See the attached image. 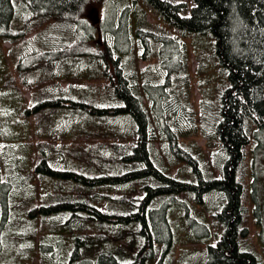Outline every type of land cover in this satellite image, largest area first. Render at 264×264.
I'll return each instance as SVG.
<instances>
[{
    "label": "trees",
    "instance_id": "16d2710c",
    "mask_svg": "<svg viewBox=\"0 0 264 264\" xmlns=\"http://www.w3.org/2000/svg\"><path fill=\"white\" fill-rule=\"evenodd\" d=\"M21 1L29 11V16L26 17L28 26L16 32L13 29L16 16L14 2L0 0V39L5 43L18 37L26 40L28 30L33 28L38 30L35 38H39L40 33H44V36L47 34L42 40L45 56L41 60L45 62L32 67L33 71L40 70L43 73L42 80H45L46 73H50V81L67 80L72 74L70 71L77 67L78 60L91 58L90 62H95V66L97 64L99 67V73L108 78L117 103L99 104L87 89L82 93L73 88V94L68 96V88L51 85L49 91L45 90L46 94L42 91L41 99L46 101L35 111L28 109L27 113L33 115L43 109H52L60 112L70 110L73 118L83 114L91 119L130 117L137 129L135 145L127 153L124 152L125 148L114 146L115 153L119 154V162L140 165V168L128 172L98 175V172L84 174L56 169L50 165L54 148L47 142L40 147L42 153H50L36 167L40 176H46L50 181L60 180L63 184L73 182L88 190L80 197H66V201L72 199L74 202L66 203V210L84 213L80 229L85 234L77 238L78 244L73 253L74 261L79 257L83 262L75 261L77 263L72 264H171L170 257L176 249V235L171 227L170 206L175 202L183 204L178 200L180 195L193 192H197V200L203 202V195L215 188L222 192L225 199V203H220V198L217 200V208L223 209L214 215L216 221L224 226V235L217 245L204 247L201 264H264V245L256 243V236L260 237L257 225L264 215L258 209L248 207L252 199L258 202L259 194L255 182H249L250 168L245 163L248 146L253 142L251 129L259 126L264 130V0H191V8L186 3L169 0H144L149 9L160 13L162 19L177 29L189 33L211 34L216 40L219 62L228 70L232 82L222 94L220 119L216 126L220 145L227 155L221 167L222 179L206 178L203 174L199 160L202 158L201 147L195 145L198 153L196 157L182 144L181 140L188 133H199L200 126L197 121L194 124L193 112L181 106L180 112L174 116L171 104H162L161 110L166 115L157 116L153 111L154 105L157 106L156 100L148 94L145 98L142 97L139 84L134 82L125 69L121 54L128 53L129 50H124L118 44L114 45L108 35L110 29L104 21L91 23L87 18L89 9H94L93 12L96 13L100 7L111 6L121 13V21L128 22L131 12L138 6V0ZM187 12L188 15H185ZM147 16L148 12L144 11L143 27L136 30L137 37H142L143 42L149 43L144 58L148 59V54L154 52L159 57L160 64L165 65L166 55L159 50L158 42L174 43L177 38L169 37L156 22H148ZM47 24L50 25L46 28ZM96 31L102 37L101 44L94 42ZM146 36L152 39L148 41ZM200 67L201 64L196 71ZM23 80L29 87L35 84L28 82L27 78ZM74 91L79 93L77 97ZM202 101L203 99L200 106ZM150 109L153 111L152 118ZM40 114L44 115L43 111ZM201 131L205 132L203 128ZM157 141L162 143L165 150L159 158L164 165L153 152V145ZM181 165L190 167L191 171L184 167L177 170ZM171 168L177 170L174 176L166 172V169L170 171ZM146 179L154 180L157 185L142 188L145 196L138 206H132V201L124 198L118 200L122 208L117 212L102 211L98 207V194H93L95 189L123 188ZM193 179H197L199 183H195ZM252 185V190L249 191L248 187ZM14 188L12 183L4 180L0 168V242L2 230L11 213V200L16 192ZM161 196H170V199L161 207L153 208L155 199ZM73 216L70 222L77 223V226L80 215ZM156 217H160L158 222ZM87 224L98 228L112 224L122 231L125 227H139L137 234L141 236V240L136 246L132 245L135 251L132 257L125 250L107 249V238H102L99 234L98 242L92 247L91 239L98 235H88L85 229ZM201 228L209 234L205 225H201ZM158 251L162 255L156 261ZM91 254H95V260L89 257ZM185 257L186 254L183 255V260Z\"/></svg>",
    "mask_w": 264,
    "mask_h": 264
},
{
    "label": "rangeland",
    "instance_id": "374dc122",
    "mask_svg": "<svg viewBox=\"0 0 264 264\" xmlns=\"http://www.w3.org/2000/svg\"><path fill=\"white\" fill-rule=\"evenodd\" d=\"M169 1L186 3L189 8L193 6L191 0ZM13 2L16 7L13 29L18 32L28 26L26 17L29 16V11L21 0ZM116 9L111 6L100 7L96 13L93 12L94 9H89L87 18L91 23L104 21L110 29L108 35L114 45L118 44L124 50H129L128 53L121 54L125 69L134 82L139 84L141 96L145 98L148 94L156 100L157 106L154 105L153 111L157 116L166 115L161 110L162 104H171L174 116L180 112L181 106L193 112L194 124L197 121L200 126L199 133H188L184 139L181 137L182 144L196 157L198 153L195 145L201 147L202 158L199 160L203 174L206 178L222 179L221 167L227 155L220 145L216 126L220 119L222 94L232 82L228 70L219 62L214 36L177 29L162 19L160 13L149 9L144 0H138V6L131 12L128 22L121 21V13L116 12ZM144 11L148 12V22H156L169 37L177 38L174 43L158 42L159 50L166 55L165 65L160 64L159 57L154 52L148 54V59L144 58L149 43L143 42L142 37L136 35V30L143 27ZM37 32L35 28L28 30L26 40L18 37L5 43L0 39V168L4 180L16 188L11 200V213L2 230L0 264L83 262L79 257L74 261L73 253L78 244L77 238L85 234L80 229L84 213L66 210L65 204L74 203L72 199L66 201L67 196L80 197L88 190L73 182L63 184L60 180L50 181L48 177L40 176L36 167L43 157L50 155L40 151L42 144L47 142L54 148L50 165L56 169L84 174L98 172L96 174L101 175L140 168L138 164L119 162V154L114 149L118 145L125 148L124 152L127 153L129 148L134 147L137 129L130 117L91 119L83 114L73 118L70 110L60 112L52 109H43L33 115L27 113L28 109L35 111L46 101L41 99L42 91H49L51 85L68 88V96L73 94V88L82 93L87 89L99 104L117 105L114 89L108 78L99 73V67L97 64L95 66V62H90L91 58L78 60L77 67L70 71L72 74L67 80L50 81V73H46L45 80H42L43 73L40 70L33 71L32 67L45 62L41 60L45 56L42 40L47 34L44 36V33H40V37L35 38ZM145 39L149 41L152 38L146 36ZM101 41L102 37L96 31L94 42L101 44ZM199 64L201 67L196 71ZM24 78L35 84L29 87L23 83ZM78 94L74 91L75 97ZM41 111L44 115L40 114ZM153 111L150 109L151 118ZM201 127L205 132L201 131ZM251 136L253 142L248 146L245 163L250 168L249 182H255L259 198L258 202L252 199L248 207H254L264 215V130L255 126L251 129ZM153 146L155 157L163 164L159 159L165 151L162 143L157 141ZM183 167L191 171L186 165H181L177 170ZM177 170L171 168L170 171L166 169V172L174 176ZM193 181L199 183L197 179ZM148 185L155 186L157 183L146 179L123 188L95 189L93 194H98L97 204L102 211L117 212L122 208L118 200L124 198L130 199L132 206H138L145 196L142 188ZM252 187L253 185L248 187L249 191ZM209 192L203 195V202L198 201V193L193 192L180 195L178 200L183 204L175 202L170 206L171 227L176 235V249L170 257L171 264H201L204 247L217 245L223 237L225 228L216 221L214 215L223 209L217 208V200L220 198L219 202L225 203V199L216 188ZM169 199L170 196L157 197L152 207L159 208ZM74 214L80 215L77 226V223L70 222ZM158 218L160 217H156L157 222ZM256 221L258 223V219ZM201 225L206 226L209 234ZM257 227L260 229V237L256 236V243L264 245V218ZM85 229L90 236L99 234L102 238L106 237L107 249L125 250L131 257L135 252L132 245L136 246L141 240V236L137 234L139 227H125L122 231L112 224L100 228L87 224ZM99 235L91 239L92 247L98 242ZM161 255L158 251L156 261L161 259ZM89 257L95 260L96 256L91 254Z\"/></svg>",
    "mask_w": 264,
    "mask_h": 264
},
{
    "label": "crops",
    "instance_id": "0c3cea01",
    "mask_svg": "<svg viewBox=\"0 0 264 264\" xmlns=\"http://www.w3.org/2000/svg\"><path fill=\"white\" fill-rule=\"evenodd\" d=\"M50 80H52V79L50 78Z\"/></svg>",
    "mask_w": 264,
    "mask_h": 264
}]
</instances>
